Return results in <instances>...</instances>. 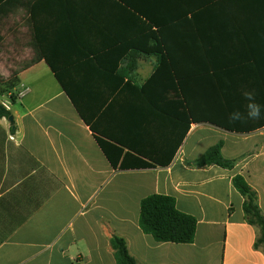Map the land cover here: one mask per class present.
Here are the masks:
<instances>
[{
  "label": "crops",
  "instance_id": "0c3cea01",
  "mask_svg": "<svg viewBox=\"0 0 264 264\" xmlns=\"http://www.w3.org/2000/svg\"><path fill=\"white\" fill-rule=\"evenodd\" d=\"M184 13L204 16L193 28L203 31L205 48L172 54L174 70L175 60L186 63L177 67L191 78L194 107L202 97L204 112L232 130L191 124L175 154L183 125L176 134L175 103L164 96L175 81L142 90L159 65L144 52L145 31L166 29L175 45V15ZM2 31L12 35L4 43L0 36V61L5 54L24 62L20 82L47 80L0 100L13 119L0 117V264H117L115 235L138 264H264V248H255L260 231L247 223L233 185L242 176L264 215V119L228 122L229 113L245 111L244 90L264 106V0H5ZM52 67L99 137L138 149L153 165L115 170ZM35 93L46 96L33 101ZM219 142L231 168L193 165ZM155 194L174 197L197 219L194 243L143 233L141 202Z\"/></svg>",
  "mask_w": 264,
  "mask_h": 264
},
{
  "label": "trees",
  "instance_id": "16d2710c",
  "mask_svg": "<svg viewBox=\"0 0 264 264\" xmlns=\"http://www.w3.org/2000/svg\"><path fill=\"white\" fill-rule=\"evenodd\" d=\"M4 1L5 0H0V4ZM203 17L204 16L200 13L175 15V22H178L181 26V28H175V45L168 44L167 38L168 34L171 32L166 29L157 31L148 29L145 31L146 40L149 39V44L145 47L144 52L145 54L158 56L159 65L142 90L147 91L148 87L156 84L159 85L158 83L160 81H162L163 84L166 83L169 87L171 80L175 81V88L164 93L166 97L165 101L175 103V121L178 123V126L175 128L176 134L179 133V126L183 125L179 138L175 141V154L182 146L191 124L209 122L218 127L232 130L229 124L226 123L222 125L218 120V116L214 117L204 112L202 108V97L199 98V96H196L197 106L194 107L195 102L193 98H195V96L193 94L190 95L191 78L188 76L186 70L180 71L177 67L178 64L186 63H177V60H175L174 70V63L170 60V56L174 53L175 59L177 55H187L194 52L202 53L203 48H205L203 31L193 28V24L201 21ZM188 39H190V41ZM217 50L218 45L212 44V58L216 57ZM212 62L213 71L216 72L219 65L218 60ZM52 69L57 80L65 91H67V95L77 107L81 118L95 134L99 146L115 170L143 169L153 165L141 159L138 149L132 146L130 147V145L126 147V145L108 141L104 139V137H99L100 135L98 136L89 115L80 107L76 95L68 91V86L64 83V79L58 75V71L54 67H52ZM19 74L18 71L12 72L10 78L6 81L0 77V97L10 94V99L12 101L17 99L15 89L20 83ZM213 100L218 103L217 96H215ZM11 116L12 114L9 109L0 102V117L10 118ZM124 148H127L129 151H125ZM222 148L223 142H219L217 145L208 149L200 159L193 163V165L197 168L211 165L231 168L232 164L222 157ZM233 185L244 198L243 211L247 223L257 227L260 231L259 237L255 242V248H264V215L259 205L258 193L240 175L234 177ZM139 226L144 234L152 236L156 242L192 244L196 237L197 219L191 215L180 212L177 209L174 197L155 194L142 200ZM111 245L115 252L117 264H138L130 254L125 239L115 235L111 239Z\"/></svg>",
  "mask_w": 264,
  "mask_h": 264
},
{
  "label": "rangeland",
  "instance_id": "374dc122",
  "mask_svg": "<svg viewBox=\"0 0 264 264\" xmlns=\"http://www.w3.org/2000/svg\"><path fill=\"white\" fill-rule=\"evenodd\" d=\"M11 35H12L11 31H2L0 33L1 42L3 41L2 43H4L5 40L10 39ZM5 48H9V45H7V46L3 45V49H5ZM9 51H10V49L7 50L6 54H8ZM2 57H3V60L0 61V73L2 74V76H0V77L6 81L10 78L12 72L17 71L20 66L24 65V62L13 61L12 57H9L8 55H5V54H3ZM46 80L47 79L43 78V77H28V78L24 77V78H22V80L18 84V86L16 87V91L21 92V93H26V90L29 89L31 86H40ZM16 91H15V93H16ZM16 95H17V93H16ZM44 96H46V95H41V94L35 93V94H32L30 97H32L31 100H33V101H43ZM4 97L10 98V94H6ZM4 97H0V100L5 101ZM17 98H18V95H17ZM21 100L22 99H19V101H21ZM24 100H27V99H23V101Z\"/></svg>",
  "mask_w": 264,
  "mask_h": 264
},
{
  "label": "clouds",
  "instance_id": "9594fccd",
  "mask_svg": "<svg viewBox=\"0 0 264 264\" xmlns=\"http://www.w3.org/2000/svg\"><path fill=\"white\" fill-rule=\"evenodd\" d=\"M245 101V111L234 110L228 114V122L235 124L248 120L255 121L264 119V106L256 102V94L253 91L244 90L242 93Z\"/></svg>",
  "mask_w": 264,
  "mask_h": 264
},
{
  "label": "built area",
  "instance_id": "2783aa9c",
  "mask_svg": "<svg viewBox=\"0 0 264 264\" xmlns=\"http://www.w3.org/2000/svg\"><path fill=\"white\" fill-rule=\"evenodd\" d=\"M15 91H16V89H15ZM16 93H17V95H18V97H23L24 95H25V93H21V92H17L16 91ZM5 105V104H4ZM6 106V105H5ZM7 107V106H6Z\"/></svg>",
  "mask_w": 264,
  "mask_h": 264
},
{
  "label": "water",
  "instance_id": "95a60500",
  "mask_svg": "<svg viewBox=\"0 0 264 264\" xmlns=\"http://www.w3.org/2000/svg\"><path fill=\"white\" fill-rule=\"evenodd\" d=\"M9 119H10V121H12V120H13V119H12V117H10Z\"/></svg>",
  "mask_w": 264,
  "mask_h": 264
}]
</instances>
